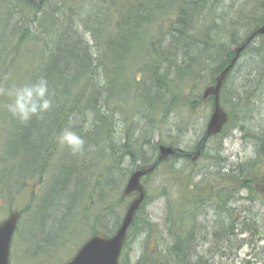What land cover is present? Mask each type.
<instances>
[{
  "label": "trees",
  "instance_id": "trees-1",
  "mask_svg": "<svg viewBox=\"0 0 264 264\" xmlns=\"http://www.w3.org/2000/svg\"><path fill=\"white\" fill-rule=\"evenodd\" d=\"M216 1L0 0V86L9 88L44 78L53 101L48 111L40 117H32L27 123L12 117L22 134L17 149L25 147L26 152L30 147L32 153L16 191H20L18 187L24 185L25 178L32 180L43 175L54 157L53 152L58 150L60 157L65 154L78 156L81 160L88 158L83 168L74 166L72 170L74 201L72 208H66L64 216L69 218L74 213V233L88 222L85 200L91 199L92 193L96 209H101L99 205L104 200L110 203L107 197L111 196L110 199L117 200V203L127 198L122 197V191L131 172L150 166L157 158L158 145L163 142H154L152 138L160 131L159 125L170 113L168 111L181 107L194 110L205 102L212 105L211 98L202 100L200 94L191 92L189 97L186 96L182 92L183 86L203 78L207 71L213 80L230 62L234 54L232 46L244 42L262 23L264 0H256L255 12L246 19L242 33L233 30L240 22L226 28V22L218 21L216 15H207L212 12V7L206 9V5L214 6ZM257 39H261V43L253 45ZM247 52L264 58V36H254L240 53L222 85L219 100L223 104L227 103L225 84ZM255 78L251 85L241 87L242 93L239 90L234 92L235 101L230 103L228 110L224 109L228 114L226 125L219 134L206 140L222 137L234 116L248 113V106L264 85V71H258ZM189 98L192 99L189 101ZM180 124L185 127L183 120ZM119 125L124 135L115 140ZM68 127L85 141L79 153H72L58 140L61 131ZM255 128L257 132L251 135L253 158L224 166L223 172L216 167L204 172L190 170L189 174L166 169L168 187L177 186L179 196V200L174 201L169 199L172 194L167 188L161 192L167 199L165 224L175 244L166 253L141 255L134 264H204L202 261L190 262L183 249L199 226L196 218L207 209L211 218L208 219L207 213L203 215L206 225L202 230L214 254L223 255L241 249L247 238L236 242L238 233L248 237L261 236L260 241L263 240L264 217L262 220L252 207L233 206L236 196L245 193L241 196L244 200L259 202L258 206L264 208V194L259 193L255 185L256 180L264 178V125L258 124ZM203 136L204 131L191 152L178 146V136H169L166 144L181 154L162 159L145 177L155 173L161 165L166 166L181 158L186 161V168L194 169L205 155ZM201 144L200 157L192 161L188 154H193ZM121 158H126L130 170L115 176L113 169ZM4 178L5 187L0 185V195L4 189L5 195L1 198L11 199L14 195L7 172ZM68 183L65 181L62 189ZM145 200L146 196L128 232L137 224V214ZM74 202L78 204L75 210ZM79 207L80 227L76 221ZM238 210L240 213L237 214ZM151 226L150 222L142 223L143 228ZM116 229L104 231V228L89 227L79 234L86 233L87 239L97 232L113 235ZM64 235L59 246L53 243L43 252L28 254L29 257L35 256L34 261L43 259L46 264L67 239ZM200 242L197 241L196 245ZM125 245L126 241L119 264L131 263L124 252ZM261 255L255 253L254 259L261 261Z\"/></svg>",
  "mask_w": 264,
  "mask_h": 264
},
{
  "label": "rangeland",
  "instance_id": "rangeland-1",
  "mask_svg": "<svg viewBox=\"0 0 264 264\" xmlns=\"http://www.w3.org/2000/svg\"><path fill=\"white\" fill-rule=\"evenodd\" d=\"M216 2L217 4L214 6L206 5V9L212 7V12H208L207 15H216L218 21L221 23L226 22V28L233 26L231 24L240 22L241 24H239L237 29L233 30H239L242 33L246 26V19L255 12L256 0H218ZM257 42L261 43V39H257L253 45ZM258 64H261L260 67H258ZM263 66V57L251 55L249 52L243 55L235 71L225 84L226 93L224 99L227 103L223 104L220 101L225 110H228L235 101L234 92L239 90L242 93L241 87L251 85L256 79V73L264 71ZM203 76L201 79L188 82L185 87L183 86L182 92L188 97L191 92L196 95L201 94L204 86L212 82L208 71ZM185 84L186 82L183 85ZM193 87L195 90H192ZM191 99L189 98V101ZM7 103V97L0 99V185L5 187L4 175L7 172V180L14 196L11 199L1 198L5 195V190L3 189V193L0 195V221L6 218L12 210H17L19 213L23 211L11 241L10 264H44L45 260L38 258V260L34 261L33 258L35 256L30 258L28 254L34 255L35 252H43L53 243L59 246L65 234L64 236L67 239L63 242L62 247L46 263L64 264L75 254L80 244L86 239V233L83 236L79 234L81 230L85 232L89 227H94V229L104 228V231L116 229L132 198H125L117 203V200H111L110 196L106 199L114 205L111 206L110 203L104 200V203L99 205L101 209H96V199L92 193L91 199L87 198L85 200V207L87 208L85 215L88 222H85L83 228H78L76 233H74L72 231V216H74V213L69 218L64 216L66 208H72L74 201L73 191L75 185L72 170H74V166L83 168L88 163V158L81 160L78 156H66L65 154L61 158L58 150L53 152L54 157L48 163L43 175L37 176L32 180L25 178L23 180L25 182L24 185L20 184L18 187L20 191H16L17 185H19V178L24 174L26 161L29 160L32 153L30 147L29 151L26 152L25 147L17 149L22 134L17 130L11 114L4 107ZM211 108V102L202 103L194 110H189L187 107L172 108L168 111L170 113L161 125H159L158 129L160 131L153 134L152 141H162L163 144H166L169 136H178V146L186 152L193 151L202 137L206 122L211 114ZM182 120L185 127H180ZM258 124L264 125V85L256 95V98L252 100L251 106H248L246 115L234 116L232 123L225 129L222 137L206 140L204 144L205 155L198 161L194 169L186 168V161L183 158L176 159L166 166L161 165L155 173L142 180L146 191V200L137 214V224L128 232L129 235L124 248L126 256L131 260L130 264H134L141 255L154 256L158 252L166 253V250L175 244L173 238L169 236L165 224L167 199L163 195L165 193L162 194L161 192L164 188H167L170 195L172 194L169 199L174 201L179 200V196L176 193L177 186L168 187L170 185L168 184L169 174L166 169L170 168L182 174H189L192 172L190 170H193V172L199 170L204 172L207 170L211 171L212 168L216 167V169L223 172L224 166L235 165L250 157L253 158L254 149L251 135L257 132L255 127ZM117 132L115 140H120L124 135L122 126L119 125ZM66 167L68 168L66 169ZM93 169L95 170L94 167ZM128 170H130L129 162L126 158H121L113 172L115 176H119L121 172L128 173ZM65 181L69 183L62 189V184ZM255 185L257 191L264 194V178L256 180ZM241 196H245V193H240L236 196L233 206L252 207L254 212L258 213L263 220V205L258 206L259 202H248ZM75 206L74 210L75 208L77 209L78 204L76 203ZM76 211H78V217H76L77 226L80 227L82 226V224H79L81 217L80 207ZM236 213L238 214L240 211L238 210ZM203 215H199L196 218L199 226L192 233L191 241L187 242L186 248L183 249V252L186 253L187 251L190 262L202 261L204 264H264V261H262V258H264V237L260 241L261 236L258 237L257 235L252 237L249 235L248 237L245 234L238 233L235 239L236 242L243 237L247 238L246 244L242 245L241 249L223 255L214 254V249L209 247L208 241H206L207 236L203 235L202 226L206 225ZM207 216L210 219L211 213L210 216L207 213ZM144 221L150 222L152 226L143 228L142 223ZM254 239L256 240L255 243L253 242ZM197 241H201L200 245H196ZM249 242L251 243L249 244ZM255 253L262 254L260 257L261 261L254 259Z\"/></svg>",
  "mask_w": 264,
  "mask_h": 264
},
{
  "label": "water",
  "instance_id": "water-1",
  "mask_svg": "<svg viewBox=\"0 0 264 264\" xmlns=\"http://www.w3.org/2000/svg\"><path fill=\"white\" fill-rule=\"evenodd\" d=\"M256 35L264 36V11L262 23L253 31L240 45L232 46L234 52L230 62L226 64L213 78L212 82L204 86L201 99L212 98V110L207 120L203 142L213 135L219 134L228 121V114L220 104V93L222 85L229 75L230 70L238 60L240 53ZM202 144L188 156L194 161L200 157ZM179 150L172 146L159 144L157 159L150 165L135 169L131 172L122 191V197L135 194L128 203L122 220L111 236H105L98 232L85 241L75 255L64 264H119V257L126 240L127 231L132 223L136 211L140 208L145 198L142 177L149 174L157 166L160 160L169 156L179 155ZM19 218L17 211L10 212L5 219L0 221V264H10L9 250L14 230Z\"/></svg>",
  "mask_w": 264,
  "mask_h": 264
},
{
  "label": "clouds",
  "instance_id": "clouds-1",
  "mask_svg": "<svg viewBox=\"0 0 264 264\" xmlns=\"http://www.w3.org/2000/svg\"><path fill=\"white\" fill-rule=\"evenodd\" d=\"M0 96L8 98L4 107L12 117L22 123H27L34 116L40 117L53 106L49 85L44 78L9 88L0 86ZM58 140L74 154L81 152L85 144L84 139L71 127L63 129Z\"/></svg>",
  "mask_w": 264,
  "mask_h": 264
},
{
  "label": "bare ground",
  "instance_id": "bare-ground-1",
  "mask_svg": "<svg viewBox=\"0 0 264 264\" xmlns=\"http://www.w3.org/2000/svg\"><path fill=\"white\" fill-rule=\"evenodd\" d=\"M174 156H178V155H174Z\"/></svg>",
  "mask_w": 264,
  "mask_h": 264
}]
</instances>
